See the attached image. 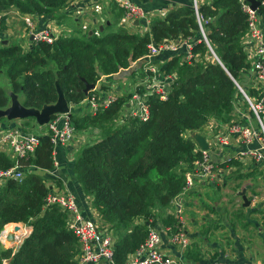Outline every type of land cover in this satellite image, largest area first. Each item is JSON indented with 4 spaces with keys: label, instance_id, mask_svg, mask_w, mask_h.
I'll list each match as a JSON object with an SVG mask.
<instances>
[{
    "label": "trees",
    "instance_id": "16d2710c",
    "mask_svg": "<svg viewBox=\"0 0 264 264\" xmlns=\"http://www.w3.org/2000/svg\"><path fill=\"white\" fill-rule=\"evenodd\" d=\"M258 1L264 17V0ZM66 7L67 0H0V13L16 8L22 14L53 19L74 30L68 35L63 32L53 44L32 43L28 50L19 44L0 43V77L9 80L10 92L27 108L40 110L55 104L57 84L73 106L97 96L96 91L84 93L83 79L97 86L102 76L114 77L133 63L143 62L152 44L192 40V54L198 57L183 62L186 52L182 51L161 66V72L176 78L167 100L157 94L148 97L147 121L135 118L128 125L116 124L129 101L124 96L95 115H69L76 131L100 132V139L79 152L74 174L117 239L114 263L125 264L155 226L154 210L171 205L183 192L187 170H192L201 156L189 133L203 131L211 119L223 123L232 119L239 96L236 82L241 84V76L250 66L243 46L248 15L240 0H211L200 4L198 14L188 6L171 10L165 19H152L145 34L130 33L123 26L90 34L73 26ZM202 28L219 61L207 59L210 48L201 35ZM142 69L132 71L135 82ZM143 86V90L138 87L139 94L146 92L147 84ZM10 103L9 91L0 86V110ZM1 122L3 127L13 123L7 119ZM54 151L50 137L42 136L35 154L20 160L25 178L9 180L0 189V236L7 225L15 226L9 224L32 228L16 252L0 239V264H78V241L67 228L65 214L56 206L45 208L50 192L45 172L54 169ZM13 165L10 157L0 154V170ZM217 165L225 166L219 161ZM167 223L178 221L170 218Z\"/></svg>",
    "mask_w": 264,
    "mask_h": 264
},
{
    "label": "crops",
    "instance_id": "0c3cea01",
    "mask_svg": "<svg viewBox=\"0 0 264 264\" xmlns=\"http://www.w3.org/2000/svg\"><path fill=\"white\" fill-rule=\"evenodd\" d=\"M129 1L141 8L145 12L146 18L140 19L139 21L136 20L131 23L128 20H125L124 12L120 11L121 9L117 6V4L111 2L110 0H83L80 2L67 0L65 13H67L69 17L74 20H72L74 22L73 26L76 28L82 29L84 26H87L86 24L90 23L89 32L91 33L93 31H97L98 33H108L115 31L120 26H123L135 33L145 34L150 30V23L152 19H165L167 14L173 9L193 6V0ZM205 1L211 0H201V4ZM19 14L22 13L16 8L9 10V15L6 17L0 28V43H3L4 45L19 44L24 48V50H28L32 45V41H29L26 25L22 21ZM32 16L40 29H44L48 25L60 35L63 32H67L66 34L73 32V27L71 26H60L53 19L48 20L46 17ZM86 16H90L87 21L83 18ZM122 22H124L125 25H123ZM174 42L177 43V41ZM188 44L193 45V41L181 40L179 52L166 51L161 53L159 57L156 58L157 66L151 64L152 67L160 71L161 66L167 62L172 55L181 53L182 51L186 52ZM147 60L148 59L145 58L143 62L139 61L133 63L128 70H125L114 77H102L96 86L95 91H97L102 98H107L109 93L111 94L114 90L121 92L124 85L135 83L136 78L135 76H132V71L136 72L138 69L141 70V67L150 64ZM142 71L145 72L144 69H142ZM142 71H140L138 76L140 79L143 76ZM161 73L163 72L160 71V74ZM165 75L167 74H164V76ZM246 75L248 76V73L244 72L243 79L245 77L246 81L250 83V78ZM144 77L145 76H143V78ZM147 79L158 80L157 78L149 76ZM142 81L147 80L145 78ZM121 97H123V95ZM70 106L71 114L72 112L77 115L84 112L86 114L87 111H89L86 109L87 106L84 103L79 106ZM239 106L242 107L241 105ZM244 111L248 113L247 109H244ZM228 124L229 123H223L217 119H211L203 131H195L189 134L193 139L195 135L199 134L208 141L210 135L209 128H212V133L217 134L220 131L226 130V126ZM43 128L44 129H42V131L45 133V127ZM76 136L80 142L79 147L74 145V141L68 145H58L55 147L54 158L57 166L54 168L52 175L45 173L48 179V185L53 189L70 191L71 194L75 196L81 213L86 218H90L99 224L104 225L99 213L93 207V198L85 194L74 174L75 160L79 152L85 146L97 141L98 136H100V132L99 130L79 131ZM242 148H244V145L239 143V139L237 137H234L231 145L226 147V153L217 157L220 163L225 164L224 167L218 166L216 171L217 179L211 183H201L188 195H184L181 199V212H176L174 207V205L177 204L178 199H175L171 205L167 207L154 210L156 222L153 227L163 232V249L168 255L181 258L183 261L190 264H264V222L260 224L253 220L242 223L238 221L237 223L239 226L238 229L235 230L234 225L237 223H231V226H229V212L231 213L232 211L226 206L221 208V203L225 200V193L228 192L225 188L229 186V180H236L240 183L242 180L252 178L253 185L250 182V186L244 185L235 188V191L237 192L236 201L241 202V209L246 208L244 207V201L240 196L242 191L245 190L248 199H250L251 196L264 190V183H262L261 179L258 177V172L262 173V171L255 169L252 166L246 171L245 169H241L239 167L242 161L239 159L238 154ZM232 160L237 162V164L230 165L229 162ZM238 170H240L239 176L233 174ZM226 172H230V174L226 175ZM248 208V214L256 213L261 214L264 217V207L261 203L258 205L251 204ZM237 213L238 215L242 214L245 219H248L246 214L240 211ZM177 215L182 216V218L177 217ZM235 215L240 218V216L236 213ZM170 218L175 219L178 223L179 220H182L184 223L185 233L188 234L190 239V246L185 251L180 250L178 247H173L168 241L169 235L166 232L167 229L172 228L173 230H176V225L178 224H168L167 221ZM229 228L231 230V234L233 233L234 235H232L233 240H231L233 241V244H230V247L228 248L225 246L229 244L228 235H224L227 239L220 240L217 237V232L220 233L222 231L229 230ZM26 231L30 234L32 232V228H26ZM253 231L255 232L254 234ZM240 233H243V240H240Z\"/></svg>",
    "mask_w": 264,
    "mask_h": 264
},
{
    "label": "built area",
    "instance_id": "2783aa9c",
    "mask_svg": "<svg viewBox=\"0 0 264 264\" xmlns=\"http://www.w3.org/2000/svg\"><path fill=\"white\" fill-rule=\"evenodd\" d=\"M83 1V0H73ZM117 4V6L124 11L125 20H130L131 23L146 18L145 12L134 5L129 0H110ZM243 6V11L248 15V32L243 39V46L249 60V68L245 70L250 78L248 88H244L237 83L239 96L234 103V109L231 113V121L227 125V129L220 131L217 134L213 133L212 137L208 138L209 149L204 151L197 147L198 152L201 153L200 158L194 163L192 170L185 175L186 182L183 192L176 198L177 204L174 205L176 212H181V199L184 195H188L193 191L199 183L214 182L217 179V157L225 153L226 147L231 145L232 139L237 137L239 143L244 145V148L239 152V159L244 166L257 167L258 170L264 171V18L260 15L259 10L252 9V6L246 0H240ZM201 0H193V8L195 12L199 13V6ZM9 11L0 13V28L3 25ZM22 21L26 25L27 33L32 43L45 42L53 44L60 34L50 26L44 29L38 28L32 15L19 14ZM203 39L208 44L204 29H201ZM184 43V42H183ZM209 46V44H208ZM180 41H165L159 44H152L150 46L148 58L159 56L166 51L179 52ZM210 48V52L214 51ZM198 60L197 56L192 54V45L188 44L186 47V55L182 58L183 62H191ZM219 61V60H218ZM168 76V75H167ZM171 75H169L170 77ZM176 77H170V81H160L162 83L159 87L152 86L150 89L146 88L145 104L141 103V107L137 111L130 110V117L127 118L123 114L120 119L124 123L130 122L132 119L139 118L140 121H147L150 117L149 108L147 106V98L150 94H157L162 100L168 99V92ZM153 84V83H151ZM167 90V92H166ZM107 98L93 97L89 100L91 109L88 112H93L95 103H97L96 110L100 108H108L115 101L109 100V104L105 107L104 102ZM245 103V104H244ZM241 105L242 107H240ZM248 110V113L244 111ZM134 112V113H133ZM137 112V113H136ZM133 113V114H132ZM15 124H18L17 126ZM50 129L48 136L52 144L68 145L73 141L74 130L71 125L70 117L66 115H58L52 119L46 126ZM43 128V127H42ZM76 131V130H75ZM47 135V134H46ZM45 136L44 133H31L29 127L18 122L11 123L7 127L0 124V153L7 151L14 154V165L7 170H0V189L9 180L21 181L25 178L24 169L20 165V160L28 159L35 154L36 148L40 144V139ZM7 154V153H5ZM246 161V162H245ZM57 166L55 163L54 168ZM53 170L48 171L52 175ZM48 185V181H47ZM50 192L45 198V208L56 206L65 214L66 224L69 231H71L77 238L80 255L78 257V264H115L114 250L117 241L115 235L108 226L99 224L95 220L86 218L78 206L77 200L73 194L68 190L53 189L48 185ZM257 195V194H256ZM253 195L249 199L251 204H259L258 196ZM22 227L20 228V230ZM16 231L15 241L12 243L14 252H16L23 244L24 240L31 234L26 229L22 232ZM15 232V231H14ZM169 235L168 241L173 247H178L185 251L190 246V239L185 233L184 223L179 220L177 229H167ZM2 243L7 242V226L0 236ZM125 264H190L183 261L181 258L168 255L163 249V232L155 227H150L149 235L145 243L128 258ZM219 264V263H214Z\"/></svg>",
    "mask_w": 264,
    "mask_h": 264
},
{
    "label": "rangeland",
    "instance_id": "374dc122",
    "mask_svg": "<svg viewBox=\"0 0 264 264\" xmlns=\"http://www.w3.org/2000/svg\"><path fill=\"white\" fill-rule=\"evenodd\" d=\"M258 10H259V8H258ZM261 15V14H260ZM262 16V15H261ZM88 17H90V16H86V17H83V18H85V21H87V20H89L88 19ZM264 18V17H263ZM129 22H131L130 20H128ZM139 21V20H138ZM133 23V22H132ZM89 24L90 23H88V24H86L87 26H84L82 29H83V31H85V32H87V31H90L89 30ZM122 24L123 25H125V23L124 22H122ZM130 31V33H135L134 31H132V30H129ZM73 32H74V30H73ZM73 32H71V33H73ZM63 35V33H61V36ZM68 35V34H67ZM201 35H202V33H201ZM29 41H30V38H29ZM178 41H181V40H178ZM177 41V42H178ZM151 46V45H150ZM150 46H149V50H150ZM24 49V48H23ZM157 57H159V56H156V57H151V58H148V57H145L146 59H148L147 60V62L148 63H150V64H147V65H145L144 67H143V69L145 70V72H144V74H143V76H145L144 78H143V76L141 77V79L140 80H138L137 82H135V83H129V84H126V85H124L123 87H122V90H121V92L120 91H118V90H114L113 92H111V94L109 93V95H108V97H107V100L104 102V105H105V107H107V105L109 104V100H111V101H116L118 98H120L122 95L124 96V97H127V99L129 100L128 101V103H126V105L125 106H123V108H122V110H121V113H120V116H119V118L117 119V121H116V124L117 125H120V126H122V125H128L129 124V122L128 123H124V121H122L121 119H120V117L123 115V114H125V116L127 117V118H129L130 117V114H128V113H130V110H128V109H132L134 112L135 111H137L136 109H139L140 107H141V103H144L145 104V101H146V98H145V95H140L139 93H140V90L138 89V87H141L142 88V90L145 88V86H143V85H146L147 84V89H150L152 86H154V87H159V86H161L162 85V83L160 82V81H170L171 79H170V77H169V75L167 76V75H165L164 76V74L163 73H161L160 74V71L158 70V69H155L154 67H152V65L151 64H153V65H155V66H157V64L154 62L155 61V59L157 58ZM144 58V59H145ZM207 59L208 60H211V61H217L216 60V58H215V56H214V54L213 53H211V52H209V55L207 56ZM157 61H158V59H157ZM150 73H152V75L153 76H149L150 75ZM152 77V78H157L158 80H155V79H152V80H149V79H147V77ZM247 76V75H246ZM102 77H104V76H102ZM101 77V78H102ZM248 77V76H247ZM145 79L146 78V80L147 81H141V80H143V79ZM100 82V81H99ZM150 82L151 83H153V84H150ZM237 83L238 82H236V87H237ZM240 83H241V86H243L244 88H248L249 87V84L250 83H248V81H246V79H245V77H244V79H243V75L241 76V79H240ZM239 84V83H238ZM98 85V84H97ZM240 85V84H239ZM0 86H2V87H4L7 91H9V94L11 93L10 92V83H9V80L8 79H6L5 77H0ZM238 89V88H237ZM144 91H146V89L144 90ZM166 92H167V90H166ZM96 93H97V96H94V97H96V98H100L101 96L98 94V92L96 91ZM152 94H150L149 96H151ZM148 96V97H149ZM93 98V97H92ZM92 98H89V99H87V100H85L84 102H82L81 104H85L87 107H86V109H88V110H92L91 109V104H90V102H89V100L90 99H92ZM106 99V98H105ZM19 100H20V102H21V98L19 97ZM162 100V99H161ZM114 101V102H115ZM147 101H148V98H147ZM113 102V103H114ZM112 103V104H113ZM111 104V105H112ZM245 104V103H244ZM80 105V104H79ZM78 105V106H79ZM96 106H97V103H95V107L93 108V112H88L87 111V113L85 114V112L84 113H80L79 114V116L80 117H83V116H85V115H87V114H91V115H95L96 113H97V111H95L96 110ZM148 106V105H147ZM70 108H71V106H70ZM98 111H100V109L98 110ZM133 112V113H134ZM132 113V114H133ZM137 113V112H136ZM72 114H73V112H72ZM58 116V115H57ZM54 118H56V116H54ZM54 118H52V119H54ZM122 118V117H121ZM136 119H139V118H136ZM22 121V123H24V122H26L25 120H21ZM29 122H26V123H28V126L27 127H29V129H30V131H31V133H35V134H41V133H44V131H42V129H44V128H42L41 126H39L37 123H36V121L34 120V119H29L28 120ZM70 122H71V120H70ZM0 124H3V122H1ZM16 126L18 125V124H15ZM71 125H72V123H71ZM207 125H208V123H207ZM207 125L204 127V129L207 127ZM45 127V133H44V135L45 136H48V134H50V128L49 127H46V126H44ZM226 128H228L227 126H226ZM74 129V128H73ZM209 130H210V135H209V137H212L213 136V131H212V128H209ZM80 130H78V131H75L74 130V136H73V141H74V145L76 146V147H79L80 146V142H79V139L77 138V136H76V134H77V132H79ZM81 131H84V130H81ZM47 134V135H46ZM189 137H190V134H189ZM101 138V136H98V138H97V140L98 139H100ZM192 138V137H191ZM192 140L196 143V152H198V150H197V147H199L200 148V146L197 144V142L192 138ZM207 141V140H206ZM232 141H233V139H232ZM208 143V142H207ZM232 143V142H231ZM201 149V148H200ZM3 152H5V153H7V154H5V153H3V154H5L6 156H8V157H10L12 160H13V158H14V154H10V153H8L7 151H3ZM226 153V152H225ZM0 154H2V153H0ZM77 158V157H76ZM246 162V161H245ZM250 164L251 163H249L248 164V166H244V165H242V163H241V165L239 166L241 169H245V171L246 170H248L249 169V167H250ZM50 171V170H49ZM239 171L240 170H238V171H236V172H234L233 174H236V175H238L239 176ZM45 173H48V171H46ZM228 174H230V172H226V175H228ZM232 177H234V176H232ZM258 177L261 179V182L262 183H264V171H262V173H259L258 172ZM236 178V177H235ZM250 182H251V184L253 185V183H252V178H248V179H245V180H242L240 183H239V181H236V180H229V186H227L226 188H225V190L226 191H228V192H226L225 194V200H223L222 201V203H221V208L222 207H224V206H226L228 209L230 208V210L232 211L231 213L229 212V219H230V221H229V226H231V223H237L238 221L239 222H246V221H250V220H253V221H257V223H262V222H264V217L261 215V214H256V213H250V214H248V212H247V210L249 209H247V208H243V209H241V202H237L236 201V199H237V197H236V191H235V188L236 187H239V186H244V185H248V186H250ZM201 184V182L199 183V185ZM241 191V190H240ZM257 194V195H256ZM255 195L256 196H258V199H259V203H261L262 205H263V207H264V190L263 191H260V192H258V193H256ZM92 204H93V201H92ZM258 205V204H257ZM93 207H94V204H93ZM95 208V207H94ZM96 209V208H95ZM96 211H97V209H96ZM238 211H240V212H242V213H244V214H246L247 215V217H248V219H245L244 218V216L241 214V215H238ZM98 212V211H97ZM234 212V213H233ZM235 213L238 215V216H240V218L239 217H237L236 215H235ZM177 217H180V218H182V216H178L177 215ZM237 217V218H236ZM181 221V220H180ZM175 224V223H174ZM248 225H251V224H248ZM17 226H19L20 228H21V226H22V229L20 230V232H22L23 230H25L26 228H31V227H29V226H27V225H24V224H15V226H14V230H13V234H12V236H13V238H9L8 239V235H7V242H8V244H6V242L4 243V246L6 247V248H13V247H15V245H13L12 243L16 240L15 239V233H16V228H17ZM238 226H239V224L237 223V224H235L234 225V227H235V230L236 229H238ZM225 230V229H224ZM15 231V232H14ZM248 233H250V232H248ZM255 232L253 231V234H254ZM217 234H218V238L220 239V240H224V239H227L226 237H224V235H228V240H229V244H227V245H225L226 247H230V244H233V241H231V240H233V238H232V235H234L233 233L231 234V230H230V228H229V230H225V231H222V232H220V233H218L217 232ZM242 235H243V233H240V240H243L242 239ZM3 242V241H2ZM3 244V243H2ZM228 250H230V249H228ZM4 264H8V262L6 261Z\"/></svg>",
    "mask_w": 264,
    "mask_h": 264
},
{
    "label": "water",
    "instance_id": "95a60500",
    "mask_svg": "<svg viewBox=\"0 0 264 264\" xmlns=\"http://www.w3.org/2000/svg\"><path fill=\"white\" fill-rule=\"evenodd\" d=\"M248 2L251 4L252 9L254 10H257L261 5V3L258 0H248ZM83 82L85 83L86 86L84 89L85 94H88L89 92L96 90V85L89 84L85 79H83ZM57 93H58V99L55 104L45 105L42 109L39 110V109L27 108L23 106L19 100V97L11 92L9 94L11 98L10 106L5 110H0V120L7 119L8 121H14V120L34 119L39 126L44 127L50 123V121L54 116L66 115V114L70 115L71 114L70 104L68 103L64 92L61 90L58 84H57ZM194 140L197 142V144L200 146L202 150L206 151L209 149V145L204 137L198 134L194 136ZM240 196L244 201V207L246 208L250 207L251 201L248 199L245 190L240 193ZM19 230L20 227L17 226L16 231ZM9 238H13V236L11 235L8 237V239Z\"/></svg>",
    "mask_w": 264,
    "mask_h": 264
},
{
    "label": "bare ground",
    "instance_id": "6f19581e",
    "mask_svg": "<svg viewBox=\"0 0 264 264\" xmlns=\"http://www.w3.org/2000/svg\"><path fill=\"white\" fill-rule=\"evenodd\" d=\"M13 230H14V226H10L7 228V235L8 236H11L13 234ZM8 244V243H6Z\"/></svg>",
    "mask_w": 264,
    "mask_h": 264
},
{
    "label": "flooded vegetation",
    "instance_id": "af4514ba",
    "mask_svg": "<svg viewBox=\"0 0 264 264\" xmlns=\"http://www.w3.org/2000/svg\"><path fill=\"white\" fill-rule=\"evenodd\" d=\"M28 120H29V119H28ZM28 120H27V121L25 120V121H26V122H29ZM11 122H13V123H18V122H20V123H22L21 120H14V121H11ZM26 122H24V123H22V124H25Z\"/></svg>",
    "mask_w": 264,
    "mask_h": 264
}]
</instances>
